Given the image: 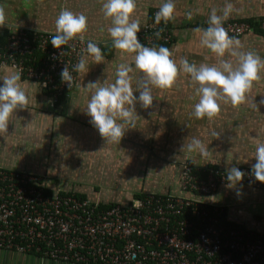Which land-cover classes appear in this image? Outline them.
Here are the masks:
<instances>
[{
    "label": "crops",
    "instance_id": "1",
    "mask_svg": "<svg viewBox=\"0 0 264 264\" xmlns=\"http://www.w3.org/2000/svg\"><path fill=\"white\" fill-rule=\"evenodd\" d=\"M105 0H0L6 22L0 32L9 28H29L30 31L55 33V21L61 9L83 13L88 29L85 40L104 44V60L95 64L88 59V71L76 73L73 88L62 102L51 99L37 82L20 76V84L28 104L18 107L8 121L7 131L0 133V169L38 175L51 193H73L92 202L105 205L126 204L148 193L183 196L216 205L223 211L221 219L230 225L243 227L248 233L264 234V190L246 187L241 181L219 187L209 196L182 192V165L192 162L197 168H251L255 164L257 142H264V70L261 79L253 82L246 101L238 106L221 103V111L213 119L197 120L193 116L199 97L188 74L180 72L171 89L152 88L153 103L144 108L135 105L134 128L126 126L119 144L104 140L87 115L91 92L80 85L100 81L113 83L120 63L134 68V54H122L114 49L108 28L111 19L102 12ZM164 0H136L133 19L143 31L153 13ZM233 5L228 20L257 21L264 17V0H173L171 20L173 59L214 64L216 57L200 44L213 8L218 14L226 3ZM188 13L192 18L188 19ZM27 30V29H25ZM8 31V30H7ZM244 51H254L264 58V34L258 29L236 38ZM225 59H232L227 54ZM15 73L0 68L3 77ZM133 87L140 73L133 72ZM138 98L139 92L134 91ZM119 122V121H118ZM217 133L218 135H213ZM195 137L208 148V155L189 152L188 143ZM0 264H68L20 255L0 250Z\"/></svg>",
    "mask_w": 264,
    "mask_h": 264
},
{
    "label": "built area",
    "instance_id": "2",
    "mask_svg": "<svg viewBox=\"0 0 264 264\" xmlns=\"http://www.w3.org/2000/svg\"><path fill=\"white\" fill-rule=\"evenodd\" d=\"M158 10L137 33L146 47L172 42L171 21L155 23ZM224 27L235 38L254 29L264 34V17L228 20ZM55 34L25 29L9 33L0 43V68L40 83L57 102L73 88V66L82 54L87 56L82 50L89 40L75 38L55 49L50 43ZM92 42L102 52L106 49ZM65 65L73 76L70 87L61 78ZM240 170L246 187L264 190L251 168ZM228 183L221 169H199L189 161L182 165V192L209 196ZM43 188L38 175L0 169V250L68 264H264V235L220 224L223 211L216 205L148 193L102 209L73 193L45 195Z\"/></svg>",
    "mask_w": 264,
    "mask_h": 264
},
{
    "label": "clouds",
    "instance_id": "3",
    "mask_svg": "<svg viewBox=\"0 0 264 264\" xmlns=\"http://www.w3.org/2000/svg\"><path fill=\"white\" fill-rule=\"evenodd\" d=\"M102 12L106 19H111L108 33L114 49L122 54H134V68L127 63H120L115 72L113 83L100 81L88 82L80 85L84 92H91L87 102V115L99 135L112 143L119 144L125 134L126 126H133L137 118L135 105L139 102L144 108L153 103L152 88L171 89L180 72L188 74L191 81L198 85L195 93L199 97L194 105L193 116L197 120L213 119L221 111V103H231L238 106L246 101V94L251 90L253 82L261 79L260 73L264 70V58L254 51H244L241 42L228 34L224 22L233 11V5L226 3L218 14L213 8L209 18L208 27L194 29L200 33V44L215 55L216 63L189 62L187 57H181L179 63L173 59L171 50L167 47H146L140 43L137 33L140 31V22L133 19L136 11V0H105ZM175 4L173 0H164L155 13V23L165 24L174 19ZM192 14L188 13V19ZM6 22V13L0 5V26ZM87 17L83 13H74L68 9H61L55 21V35L51 37V45L55 49L69 43L75 38L84 42L87 32ZM160 32L156 36H160ZM87 56L81 55L73 71L86 74L88 59L91 57L95 64L104 60L101 48L92 41H88L82 50ZM232 59H225V55ZM133 72L140 73L137 86L133 87ZM61 78L70 87L73 76L67 65L61 72ZM134 91L139 92L138 98ZM26 92L20 84L19 72L3 77L0 86V133L8 128L9 118L14 111L28 104ZM264 104V101H261ZM119 121V122H118ZM213 135H218L213 133ZM189 152L198 151L201 155H208V148L201 140L193 137L187 145ZM255 164L251 173L255 179L264 183V142H257ZM245 173L239 168L232 167L226 171V179L230 184L242 180Z\"/></svg>",
    "mask_w": 264,
    "mask_h": 264
},
{
    "label": "trees",
    "instance_id": "4",
    "mask_svg": "<svg viewBox=\"0 0 264 264\" xmlns=\"http://www.w3.org/2000/svg\"><path fill=\"white\" fill-rule=\"evenodd\" d=\"M1 33V32H0ZM2 34H3V36L2 37H0V43H3V41H4V37H6V36H8L9 35V31H7V30H2ZM167 46H169V45H164V47H167ZM63 98H64V96H62V97H60L59 99H58V101L56 102L57 104L60 102H62V100H63ZM210 168H212V167H210ZM199 169H201V168H199ZM181 170H182V168H181ZM16 172H18V171H16ZM24 173V172H23ZM28 174H30V173H28ZM44 189V194L45 195H52V193L49 191V190H47L45 187L43 188ZM143 196V195H142ZM142 196H137V198H135V199H138V198H141ZM78 197H80V196H78ZM80 198H82V197H80ZM110 206H112V205H105V204H99V207L100 208H102V209H107V208H109ZM222 215H223V213H222ZM221 215V216H222ZM220 224H222V225H230L229 223H226V222H223L222 221V219H221V217H220ZM231 226H236V227H238L239 229H242V230H244V231H246L243 227H240V226H237V225H231ZM256 235H259V234H256ZM264 235V234H263Z\"/></svg>",
    "mask_w": 264,
    "mask_h": 264
},
{
    "label": "water",
    "instance_id": "5",
    "mask_svg": "<svg viewBox=\"0 0 264 264\" xmlns=\"http://www.w3.org/2000/svg\"><path fill=\"white\" fill-rule=\"evenodd\" d=\"M19 29H20V28H14V29L9 28V29H7V30L9 31V33H14V32H17ZM24 29L30 30L29 28H24ZM186 193H188V192H186ZM189 193H190V192H189ZM191 194H193V193H191Z\"/></svg>",
    "mask_w": 264,
    "mask_h": 264
},
{
    "label": "rangeland",
    "instance_id": "6",
    "mask_svg": "<svg viewBox=\"0 0 264 264\" xmlns=\"http://www.w3.org/2000/svg\"><path fill=\"white\" fill-rule=\"evenodd\" d=\"M133 201V200H132Z\"/></svg>",
    "mask_w": 264,
    "mask_h": 264
}]
</instances>
